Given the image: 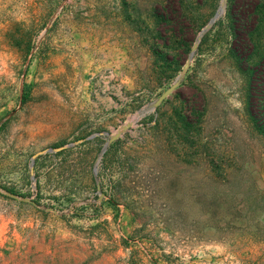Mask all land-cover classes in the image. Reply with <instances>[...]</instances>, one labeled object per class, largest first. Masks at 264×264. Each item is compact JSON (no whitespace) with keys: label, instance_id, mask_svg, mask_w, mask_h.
Here are the masks:
<instances>
[{"label":"rangeland","instance_id":"rangeland-1","mask_svg":"<svg viewBox=\"0 0 264 264\" xmlns=\"http://www.w3.org/2000/svg\"><path fill=\"white\" fill-rule=\"evenodd\" d=\"M222 1L0 0L7 264H264V46L197 42Z\"/></svg>","mask_w":264,"mask_h":264},{"label":"trees","instance_id":"trees-1","mask_svg":"<svg viewBox=\"0 0 264 264\" xmlns=\"http://www.w3.org/2000/svg\"><path fill=\"white\" fill-rule=\"evenodd\" d=\"M225 17L229 21V26L237 44L247 47V49L264 46L262 40L264 0H227ZM241 56L246 62L251 57V67L243 70L249 84L248 110L254 121L262 127L264 126V86L260 87L257 79L259 74L264 75V54L261 56L257 54L254 56L255 58H252L253 56L249 55V53H243ZM260 95L262 97H257ZM6 256L9 255L7 254ZM6 260L7 257L2 255L0 251V264H7ZM10 264H15V262ZM19 264H25V262L21 261Z\"/></svg>","mask_w":264,"mask_h":264},{"label":"water","instance_id":"water-1","mask_svg":"<svg viewBox=\"0 0 264 264\" xmlns=\"http://www.w3.org/2000/svg\"><path fill=\"white\" fill-rule=\"evenodd\" d=\"M226 8H227V0H223L222 4L218 8V10L215 12L213 17L210 19L208 25L201 32V36H203L204 33L207 30H209L225 14ZM201 36L198 37L197 42H200ZM193 54H194V52H191V54H190L191 58H192ZM153 108H154V104L150 105L149 108H147V109L140 110V113L144 114L145 112H147L148 110L153 109ZM108 146H109V143H106L104 148H103L102 155L105 153V151L107 150ZM95 174H96V176L98 175V166H97V164L95 166Z\"/></svg>","mask_w":264,"mask_h":264},{"label":"bare ground","instance_id":"bare-ground-1","mask_svg":"<svg viewBox=\"0 0 264 264\" xmlns=\"http://www.w3.org/2000/svg\"><path fill=\"white\" fill-rule=\"evenodd\" d=\"M200 36H201V34H200ZM200 36H199V37H200ZM201 38H202V36H201Z\"/></svg>","mask_w":264,"mask_h":264}]
</instances>
